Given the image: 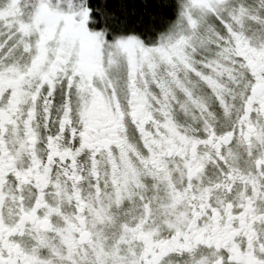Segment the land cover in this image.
<instances>
[{
    "label": "snow or ice",
    "instance_id": "snow-or-ice-1",
    "mask_svg": "<svg viewBox=\"0 0 264 264\" xmlns=\"http://www.w3.org/2000/svg\"><path fill=\"white\" fill-rule=\"evenodd\" d=\"M0 264H264V0H0Z\"/></svg>",
    "mask_w": 264,
    "mask_h": 264
}]
</instances>
